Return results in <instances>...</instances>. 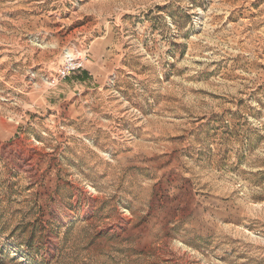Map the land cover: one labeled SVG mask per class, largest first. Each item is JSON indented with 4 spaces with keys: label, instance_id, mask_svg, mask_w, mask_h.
<instances>
[{
    "label": "rangeland",
    "instance_id": "obj_1",
    "mask_svg": "<svg viewBox=\"0 0 264 264\" xmlns=\"http://www.w3.org/2000/svg\"><path fill=\"white\" fill-rule=\"evenodd\" d=\"M0 264H264V0H0Z\"/></svg>",
    "mask_w": 264,
    "mask_h": 264
},
{
    "label": "built area",
    "instance_id": "obj_2",
    "mask_svg": "<svg viewBox=\"0 0 264 264\" xmlns=\"http://www.w3.org/2000/svg\"><path fill=\"white\" fill-rule=\"evenodd\" d=\"M84 64V57H74L67 55L64 62L60 65V67L57 69V77L58 78H65L67 75H70V73L76 71L77 69H80L83 67ZM55 78L53 77L52 82H55Z\"/></svg>",
    "mask_w": 264,
    "mask_h": 264
}]
</instances>
